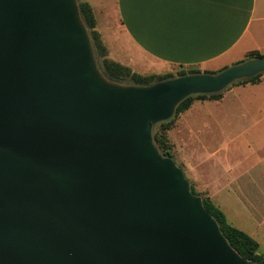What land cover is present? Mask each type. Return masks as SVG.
<instances>
[{"label":"water","instance_id":"95a60500","mask_svg":"<svg viewBox=\"0 0 264 264\" xmlns=\"http://www.w3.org/2000/svg\"><path fill=\"white\" fill-rule=\"evenodd\" d=\"M263 72L112 81L76 0H0V264H251L152 127Z\"/></svg>","mask_w":264,"mask_h":264},{"label":"crops","instance_id":"0c3cea01","mask_svg":"<svg viewBox=\"0 0 264 264\" xmlns=\"http://www.w3.org/2000/svg\"><path fill=\"white\" fill-rule=\"evenodd\" d=\"M86 1L108 57L100 18L114 19L127 43V55L117 47L122 59L110 58L140 74L181 65L218 73L250 52L264 56V0ZM209 104V114L178 120L175 162L264 256V73Z\"/></svg>","mask_w":264,"mask_h":264},{"label":"trees","instance_id":"16d2710c","mask_svg":"<svg viewBox=\"0 0 264 264\" xmlns=\"http://www.w3.org/2000/svg\"><path fill=\"white\" fill-rule=\"evenodd\" d=\"M79 8V12L82 18V21L87 29V33L90 39V45L94 59L96 60L99 70L103 75L112 81H117L126 84L146 86L153 84L157 81L173 78L176 76L188 74V73H199L202 72L196 66H175V70H171L165 73L160 74H140L133 71L127 65L121 64L118 61H115L108 57V51L104 45L101 35L96 29V19L92 7L86 0H76ZM252 58H262L264 57L260 53L254 51L248 54ZM264 73V72H263ZM259 73L255 76L244 78L238 80L233 84H239L243 82H255L260 75ZM221 96V92L213 94H196L190 95L183 99L177 104L174 110V115H177L191 105L192 99L194 97H209L213 99H218ZM174 115L166 121L159 122L152 127V138L154 144L160 151L162 155L170 156V150L168 148V139L167 131L172 128L174 123ZM191 190L193 193H196L191 185ZM203 204L205 208L210 212L212 217L216 220L220 231L230 244V246L238 252L241 256L251 261V264H264V256L258 252V243L250 235L244 231L232 226L228 223L224 213L211 201L209 197H202Z\"/></svg>","mask_w":264,"mask_h":264},{"label":"rangeland","instance_id":"374dc122","mask_svg":"<svg viewBox=\"0 0 264 264\" xmlns=\"http://www.w3.org/2000/svg\"><path fill=\"white\" fill-rule=\"evenodd\" d=\"M115 21L114 19L112 20H103L100 18V30L102 31L103 33V38H104V41H105V44L107 45V47L111 50V53H109L110 57L111 58H114L116 60H121L118 55H122L124 56V54L127 55V50L125 47H127V43H126V40H125V37L122 33H119L118 30L115 28ZM113 27V31L109 34H106L107 31H105V29H109V28H112ZM109 33V32H108ZM115 38L117 40H115ZM117 47L118 49L120 50V48L123 50L122 53L117 50ZM119 51V54L118 52ZM124 53V54H123ZM242 60H240V62L236 63V64H239V63H243V62H246L248 60H251V59H254L252 58L251 56L249 55H246V56H243L241 58ZM233 65V64H232ZM235 65V64H234ZM229 67V66H228ZM171 70H175V67H172ZM226 89V88H225ZM223 91H221V94H222ZM215 99L213 98H209V97H205V98H202V97H194L192 99V102H191V105L188 109H186L185 111L177 114V115H174V123H173V126L172 128H170L168 131H167V139H168V148L170 150V153L173 157L174 160H177L178 158V149H177V141H178V138H179V132H177L176 130V126H177V122L178 120L180 119L181 116L183 115H187V116H192V115H207L209 114V111L211 109L212 106H210L209 102L210 101H213ZM225 106L224 104L222 105V109H224ZM172 115V117H173ZM192 185V184H191ZM194 185V186H193ZM193 189L196 193H198L201 197H208L206 195V191L203 190L202 188H199L196 186V184H194L193 182Z\"/></svg>","mask_w":264,"mask_h":264}]
</instances>
